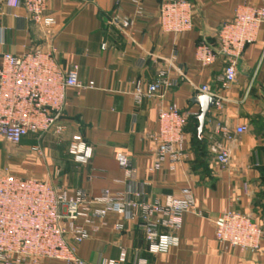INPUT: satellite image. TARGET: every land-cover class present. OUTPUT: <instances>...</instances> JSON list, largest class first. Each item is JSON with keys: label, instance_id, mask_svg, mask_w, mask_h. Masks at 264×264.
Wrapping results in <instances>:
<instances>
[{"label": "crops", "instance_id": "crops-1", "mask_svg": "<svg viewBox=\"0 0 264 264\" xmlns=\"http://www.w3.org/2000/svg\"><path fill=\"white\" fill-rule=\"evenodd\" d=\"M189 1L192 28L174 35L159 28L157 0H47V12L55 19L48 31L35 26L17 1L0 0V59L5 52L20 54L44 46V33H49L61 69L76 65L77 79L93 85L80 91L66 89L61 135L29 134L15 145L26 167L15 175L45 179L70 192L83 190L90 197L105 189L119 194L132 187L140 188L145 200L163 201L178 196L182 187L192 190L193 208L183 213L179 228L167 231L178 238L176 246L166 253L148 252L139 220L109 212L85 226L88 238L73 243L76 255L89 263L117 259L125 252L123 264H264V242L255 251L223 250L214 237V220L224 210L247 213L257 221L264 210V24L256 40L243 49L235 80L229 84L224 82L223 58L207 66L195 58L200 40L218 45L221 24L232 19L239 5H260L264 0ZM113 16L128 19L130 25L119 31L109 23ZM160 69H166L171 84L136 102L132 95L136 81L149 83ZM201 85L221 101L219 109L215 105L209 109L202 141L189 119L180 160L172 169L165 160L160 169L151 170L158 109L174 103L197 115L200 107L192 98L202 94L197 91ZM220 124L248 127L227 144L231 157L225 168L219 167L207 141ZM72 140L93 147L85 164L75 163L67 153ZM222 140L216 136L217 142ZM0 143L7 145L2 138ZM33 146L40 154L32 151ZM118 153L128 157L135 170L132 178L118 166ZM42 264L64 263L45 259Z\"/></svg>", "mask_w": 264, "mask_h": 264}, {"label": "built area", "instance_id": "built-area-1", "mask_svg": "<svg viewBox=\"0 0 264 264\" xmlns=\"http://www.w3.org/2000/svg\"><path fill=\"white\" fill-rule=\"evenodd\" d=\"M21 5L29 20L48 31L55 26V19L47 12V0H15ZM139 3L141 0H134ZM158 25L162 32L178 35L192 28L193 6L189 0H157ZM109 23L119 31L130 25L128 19L111 17ZM264 24V3L239 5L231 20L221 24L218 45L211 46L200 40L195 47V58L202 65L212 64L223 58L225 84L235 80L236 63L246 45L256 40L260 26ZM44 33L45 45L28 49L20 54L5 52L0 59V138L17 145L29 134L38 138L51 133L61 135L65 125L61 122L66 104L65 91L91 88L77 79V66L63 71L57 61V47ZM105 43L101 44V48ZM166 69H160L149 83L136 81L132 95L136 102L152 96L164 85L169 86ZM197 91L209 94L207 85ZM211 96V95H210ZM215 98V97H214ZM219 109L221 101L215 99ZM195 113L181 110L176 104L160 106L157 113V131L154 161L151 170L160 169L165 160L170 168L183 155L186 139L185 128ZM245 124L234 128L218 125L209 135V151L221 168L228 166L231 150L227 145L236 136L246 132ZM223 139L216 141V136ZM33 152L40 154L38 146ZM67 153L75 163L85 164L93 154V147L82 141L72 140ZM118 166L127 178L134 176L128 157L116 156ZM94 203L101 207H93ZM194 197L189 186L182 187L176 197L148 201L140 188H128L125 192L112 194L107 189L100 196L90 197L83 190L70 192L68 188H56L48 180L19 176L0 169V264H42L45 259L60 260L64 264H123L126 253L117 259L99 258L89 263L79 258L73 243L88 238L85 226L94 219H103L111 212L124 218L137 219L143 231L146 250L150 253H166L178 244V238L170 232L179 228L184 212L193 208ZM95 228V226H93ZM116 224L115 229H120ZM214 237L223 250L237 248L241 251L259 250L264 242V210L261 220L249 214L224 210L214 220Z\"/></svg>", "mask_w": 264, "mask_h": 264}, {"label": "rangeland", "instance_id": "rangeland-1", "mask_svg": "<svg viewBox=\"0 0 264 264\" xmlns=\"http://www.w3.org/2000/svg\"><path fill=\"white\" fill-rule=\"evenodd\" d=\"M15 147V145L10 143H7L5 146L0 143V169H7L13 173L26 169V167L21 165L20 155L16 153Z\"/></svg>", "mask_w": 264, "mask_h": 264}, {"label": "water", "instance_id": "water-1", "mask_svg": "<svg viewBox=\"0 0 264 264\" xmlns=\"http://www.w3.org/2000/svg\"><path fill=\"white\" fill-rule=\"evenodd\" d=\"M192 101L197 103L200 107L199 113L196 115L195 118L197 121L196 134L198 138H201L205 118L209 112L210 107L214 105L215 98L210 95L200 94L194 96L192 98Z\"/></svg>", "mask_w": 264, "mask_h": 264}, {"label": "trees", "instance_id": "trees-1", "mask_svg": "<svg viewBox=\"0 0 264 264\" xmlns=\"http://www.w3.org/2000/svg\"><path fill=\"white\" fill-rule=\"evenodd\" d=\"M195 117H196V116H193V117L190 118V119H192V120L194 121V134H195L196 138H197L199 141H202L201 138H198V137H197V134H196L197 121H196V118H195Z\"/></svg>", "mask_w": 264, "mask_h": 264}]
</instances>
